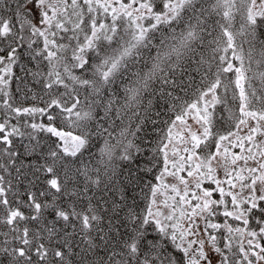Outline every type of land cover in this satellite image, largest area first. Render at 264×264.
Listing matches in <instances>:
<instances>
[{"label": "snow or ice", "instance_id": "snow-or-ice-1", "mask_svg": "<svg viewBox=\"0 0 264 264\" xmlns=\"http://www.w3.org/2000/svg\"><path fill=\"white\" fill-rule=\"evenodd\" d=\"M0 264H264V0H0Z\"/></svg>", "mask_w": 264, "mask_h": 264}]
</instances>
